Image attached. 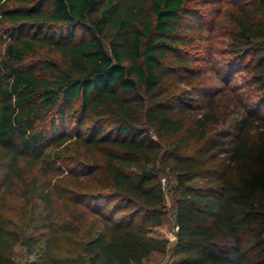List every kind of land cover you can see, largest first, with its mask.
I'll list each match as a JSON object with an SVG mask.
<instances>
[{"label": "trees", "instance_id": "trees-1", "mask_svg": "<svg viewBox=\"0 0 264 264\" xmlns=\"http://www.w3.org/2000/svg\"><path fill=\"white\" fill-rule=\"evenodd\" d=\"M199 1L0 0V264H264V0L223 15V82L244 73L254 103L199 87ZM172 79L190 90L168 95ZM60 163L106 180L69 199L96 216L86 232L59 218ZM163 177L171 247L151 235L169 215Z\"/></svg>", "mask_w": 264, "mask_h": 264}, {"label": "rangeland", "instance_id": "rangeland-1", "mask_svg": "<svg viewBox=\"0 0 264 264\" xmlns=\"http://www.w3.org/2000/svg\"><path fill=\"white\" fill-rule=\"evenodd\" d=\"M230 1L235 2L236 0H201L197 3H193L192 7L198 13V19L194 21L193 26L195 28L202 27L204 41L202 44V52L198 54L197 58L200 59L198 61V69L197 71L202 77L201 83L199 82V87L201 88H216L217 90H223L226 86L229 88H233L237 91V93H241L239 95H243L244 99H248L250 95H252L253 99H251V103H254L256 99L252 93V90L247 86L248 78L244 73H237L232 78H227L228 81L226 85L224 84V80L226 79V70H224V65L226 61H229L232 57L229 50L230 41L228 38L229 30L231 29L230 22L227 16L223 17L224 13L228 14L230 11ZM222 13V14H221ZM221 14V15H220ZM167 94L168 95H176L180 94L182 91L190 90L185 85H179L173 79L168 81L167 84ZM249 100V99H248ZM232 108H229V111ZM73 157L75 156V148H72ZM97 160L101 161V157L97 155L95 157ZM61 169L64 174L61 175L58 173L53 178V183H57L60 187V191L65 195L64 199H59L57 201V211L59 214V218L61 219H71L76 222L80 220H85L87 223L83 226L84 232L88 231L90 228V224L93 220L96 219V216L91 215L87 212L85 207L77 206L76 204H72L69 199H73L72 197H76L79 193H87L89 195L98 194L103 192L105 189L102 185V182H106L104 179L103 173L98 171L94 173L93 177L90 179L81 178L79 180L76 177H71L69 172L67 171V164L63 165L60 163ZM77 174L80 173L79 170H76ZM166 175V174H164ZM171 182L174 181V177L170 175ZM82 181V182H81ZM80 182L82 184H80ZM194 188L202 187L201 182H194L192 184ZM177 199V195L171 193L167 198V206L169 215L165 219V224L163 226L166 227L167 232L165 234H161V237L168 239L169 235L174 230V209L175 202ZM21 202L19 199L9 198L7 201V216L9 218H14V220H18V211L19 205ZM172 245V244H171ZM170 245V247H171ZM15 256L17 261L25 260L26 255L25 252L21 248L15 249ZM170 260V252L167 255H161L152 258L147 264H171Z\"/></svg>", "mask_w": 264, "mask_h": 264}, {"label": "built area", "instance_id": "built-area-1", "mask_svg": "<svg viewBox=\"0 0 264 264\" xmlns=\"http://www.w3.org/2000/svg\"><path fill=\"white\" fill-rule=\"evenodd\" d=\"M161 186H162L163 191L166 193V195L169 196L172 191L173 184L170 183L167 177H163L161 179ZM178 230H179L178 226L176 225V222L174 221V230L167 239L170 245L171 244L173 245L176 242Z\"/></svg>", "mask_w": 264, "mask_h": 264}, {"label": "crops", "instance_id": "crops-1", "mask_svg": "<svg viewBox=\"0 0 264 264\" xmlns=\"http://www.w3.org/2000/svg\"><path fill=\"white\" fill-rule=\"evenodd\" d=\"M166 232H167L166 227H165V226H161V227H159V228L153 230V232H152L151 235H152L154 238H158V239L166 240V238L160 236L161 234H165ZM157 256H160V255L155 254V255L152 256V258L157 257ZM152 258H151V259H152Z\"/></svg>", "mask_w": 264, "mask_h": 264}]
</instances>
